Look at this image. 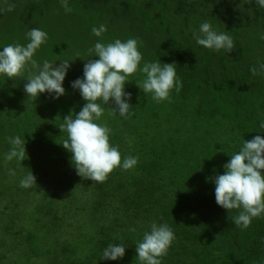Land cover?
I'll return each mask as SVG.
<instances>
[{
    "label": "trees",
    "instance_id": "16d2710c",
    "mask_svg": "<svg viewBox=\"0 0 264 264\" xmlns=\"http://www.w3.org/2000/svg\"><path fill=\"white\" fill-rule=\"evenodd\" d=\"M68 3L66 12L59 0H0V46L26 44V32L39 28L47 41L34 58L71 65L59 99L48 93L28 98L27 72L16 80L0 76V180L7 183L3 170L11 168L16 182L31 171L37 182L27 189L5 185L15 195L0 197L8 211L3 218H9L1 229L0 264L10 241L24 249L23 264H139L135 244L152 222L167 223L175 235L161 264H264V217L247 229L236 227L235 212L216 204L213 182L244 139L264 136L257 132L264 120V75L249 72L264 62V9L255 0ZM204 21L232 37L231 53L196 45L192 33ZM101 24L107 31L97 38L91 29ZM117 38L136 39L146 61L176 64L183 87L156 103L136 85L143 78L137 72L125 84L134 115L121 118L110 114L114 104L101 105L105 112L97 123L110 128L122 160L135 156L138 163L95 183L76 174L59 126L86 103L71 82L82 78L88 59H98L88 49L98 39L106 44ZM14 135L25 143L19 163L4 160L6 138ZM20 196L34 205L29 218L21 214ZM17 216L30 224L28 231L15 226ZM110 243L125 245L123 259L101 261Z\"/></svg>",
    "mask_w": 264,
    "mask_h": 264
},
{
    "label": "clouds",
    "instance_id": "9594fccd",
    "mask_svg": "<svg viewBox=\"0 0 264 264\" xmlns=\"http://www.w3.org/2000/svg\"><path fill=\"white\" fill-rule=\"evenodd\" d=\"M66 12L71 11L68 0H59ZM256 5L264 9V0H255ZM107 31L105 25L93 27L91 34L97 38ZM192 38L196 45L213 52L231 53L234 48L232 37L218 31L213 25L204 21ZM264 40V34L259 37ZM26 44H9L0 46V76L8 79L27 76L24 80V92L28 98L36 100L41 94L48 93L53 99H59L65 94L64 80L70 69L69 61L52 62L44 59L38 62L34 57L47 41V33L39 28H31L26 32ZM91 60L83 66L82 78L71 82V87L79 91L86 102L81 110L74 115L64 117L60 125L62 132L67 133L61 143L71 156L70 161L76 174L95 183H103L116 168L128 171L138 163V157L121 158L117 146L110 143V128L101 121L105 107L110 114L121 118L134 115L131 105V93L125 91L129 77L139 72L142 80L136 85L145 95H151L156 103L170 99L173 91L180 92L183 84L172 63H162L159 60L146 61L134 38L127 40L115 39L103 43L99 39L88 49ZM251 75H264V62H258V67L249 68ZM101 105L105 106L102 107ZM260 133H264V120L259 121ZM10 148L4 154L5 161H24L25 143L19 135L6 138ZM230 160L223 165V174L214 177V195L216 204L233 211L232 223L247 229L254 219L264 217V136L256 135L251 140H243L237 150L230 155ZM15 175L14 169L9 170ZM37 184L32 171L26 173L19 181L21 188H30ZM175 239L172 228L167 223L152 222L149 230L143 233L142 239L136 245V259L139 264H161V258L167 255ZM124 244L110 243L101 253V261H118L125 256Z\"/></svg>",
    "mask_w": 264,
    "mask_h": 264
},
{
    "label": "rangeland",
    "instance_id": "374dc122",
    "mask_svg": "<svg viewBox=\"0 0 264 264\" xmlns=\"http://www.w3.org/2000/svg\"><path fill=\"white\" fill-rule=\"evenodd\" d=\"M11 168H6L3 170V172L5 173V176L6 178L5 179H8L7 180V183H9L10 181L15 184L16 186L19 185L18 182L15 181V179L17 180V177L16 175H10L9 174V170ZM2 180H0L1 182ZM3 183L1 184L2 187L0 189V197H2V199H7V200H10V198L13 197L14 199V191L12 192V194L14 195H11V191L10 189H8L5 185L7 184L4 180L2 181ZM21 199L25 200L23 202V206L22 208H20V211H21V214L23 215V217L25 218H29L33 212V209H34V205L30 202L27 201V199H29L28 196H20ZM30 199H37V198H33L31 197ZM4 204V203H3ZM4 206L5 205H0V238L2 236V232H1V229L2 227L9 221V218L6 217L5 219L3 218L7 213L8 211H4ZM8 207L10 209H12V205H8ZM2 212V213H1ZM14 221H15V226L18 227L19 229L22 228V229H25L26 231L29 230L30 228V224H26V220L23 221L19 216L17 217H14ZM65 230H69V227H66ZM90 232V226L87 225V233ZM65 237L64 234H61L59 235V238L63 239ZM76 238H78L79 240H82L81 236L80 235H77ZM76 240V239H75ZM54 240H50L48 242V244H50L51 246L53 245V242ZM1 244V243H0ZM1 246V245H0ZM7 247L9 248V251H8V256H7V260H4V263L2 264H23L22 261H24L25 258H23V248H17V246L12 242L10 241L9 243H7Z\"/></svg>",
    "mask_w": 264,
    "mask_h": 264
}]
</instances>
